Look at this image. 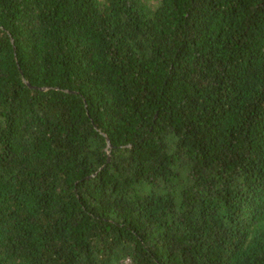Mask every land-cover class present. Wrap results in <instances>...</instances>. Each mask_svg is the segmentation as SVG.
Segmentation results:
<instances>
[{
    "label": "trees",
    "instance_id": "16d2710c",
    "mask_svg": "<svg viewBox=\"0 0 264 264\" xmlns=\"http://www.w3.org/2000/svg\"><path fill=\"white\" fill-rule=\"evenodd\" d=\"M0 264H264V0H0Z\"/></svg>",
    "mask_w": 264,
    "mask_h": 264
},
{
    "label": "water",
    "instance_id": "95a60500",
    "mask_svg": "<svg viewBox=\"0 0 264 264\" xmlns=\"http://www.w3.org/2000/svg\"><path fill=\"white\" fill-rule=\"evenodd\" d=\"M107 143H108V140H107Z\"/></svg>",
    "mask_w": 264,
    "mask_h": 264
}]
</instances>
